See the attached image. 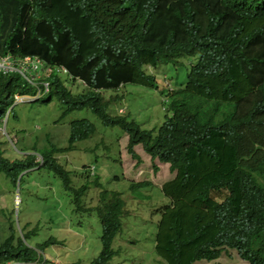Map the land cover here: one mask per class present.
Returning a JSON list of instances; mask_svg holds the SVG:
<instances>
[{"label":"trees","instance_id":"16d2710c","mask_svg":"<svg viewBox=\"0 0 264 264\" xmlns=\"http://www.w3.org/2000/svg\"><path fill=\"white\" fill-rule=\"evenodd\" d=\"M0 54L65 65L86 88L72 93L51 80L45 97L65 106L60 117L87 108L102 125L128 134L127 151L138 163L137 143L151 160L168 163L175 174L160 187L169 204L155 236L156 254L166 264L213 259L224 247L247 264H264V0H0ZM185 55L198 59L156 131L107 112L117 96L104 98L101 89L119 82L153 87L145 67ZM14 75L0 74V120L14 92H34ZM93 132L87 119L72 121L65 147L35 149L39 166L33 153L9 159L0 149V173L13 185L18 178L19 189L30 169H45L70 189L71 175L54 155ZM106 195L98 210L101 248L89 264H107L120 226L123 198L116 191L101 198ZM13 236L0 242V264L34 261L37 251L58 242L48 237L33 248Z\"/></svg>","mask_w":264,"mask_h":264},{"label":"rangeland","instance_id":"374dc122","mask_svg":"<svg viewBox=\"0 0 264 264\" xmlns=\"http://www.w3.org/2000/svg\"><path fill=\"white\" fill-rule=\"evenodd\" d=\"M179 61L175 65L160 63L146 70L165 85L164 75L171 78L173 86L180 88L186 81L190 63L187 58ZM158 90L127 82L116 90H105L102 96L108 98L112 93L117 96L109 102L108 113L125 116L142 129L156 131L171 114L168 104L161 101ZM45 98L12 105L0 120V149L5 157L14 159L23 157L26 151L41 150L50 145L65 147L71 122L85 118L94 125V132L55 156L69 171L72 187L84 184L85 191L77 207L71 191L64 189L57 175L32 168L23 176L15 193L17 203L13 204L16 185L0 173V242L13 234V238H21L26 245L35 248L52 237L58 242L43 249L49 257L56 258L59 264H89L100 250L101 226L93 207L99 204L100 190L116 191L124 199L125 207L122 226L112 241L113 254L107 264H166L154 250V237L158 215L168 203L159 188L161 181L169 179L167 177L172 174L168 165H162L157 176L152 178L153 174L156 175V168H152L148 161L136 167L135 159L126 149L127 134L121 128L102 125L87 108L60 117L65 106L55 96L49 102ZM119 108L123 110L119 111ZM136 148L135 153L146 161L141 145ZM36 160L40 161V156ZM91 165L94 166L92 175L87 170ZM143 178H151L152 185L130 187L131 181ZM94 179L98 185L93 183ZM85 207L92 209H83ZM11 222L14 231L10 229ZM212 261L200 259L192 264H210ZM243 262L235 250L229 248L221 251L218 259V264Z\"/></svg>","mask_w":264,"mask_h":264},{"label":"clouds","instance_id":"9594fccd","mask_svg":"<svg viewBox=\"0 0 264 264\" xmlns=\"http://www.w3.org/2000/svg\"><path fill=\"white\" fill-rule=\"evenodd\" d=\"M25 58H29V59L32 60V62H36V65L35 66H32L30 64V65H27V67H25L23 70L19 69L17 65H19V63H21V62H24ZM180 58H187L188 62L190 63L189 69L187 71V73H188L190 71L191 67L196 63V61L198 59V56L197 55L180 56V57L177 58V60H175V62H170V63H172L173 65H175V63L180 62L179 61ZM170 63H165V64H170ZM153 67H155V66H146L145 67V72L148 73L149 75H151L154 78L155 83H154V86L153 87H155L157 90H158L159 82H161V89L158 90V92L160 94L161 101L169 104L170 96L173 94V92H175L179 88H175L173 86V81H172L171 78H166V76L164 75V78L163 79L166 81V85H165L163 83V81H160V79L156 78V76L154 74H152L150 72H147L146 68H148V70H149L150 68H153ZM11 73H14L15 74L14 76H16L18 79H20V82H21V85L22 86L28 87V88L34 90V92L33 93H18V92H14L12 94V98H13L12 104L7 108L5 114L8 113V111H10V108L12 107V105L14 103L16 104V103H21V102H31L32 100H36L38 98L47 96V94L49 92V89H50L51 80L54 79V78L56 79V81H58L60 84H62L66 89H68L72 93L80 92L83 88H86V85H85L84 80L81 77H79L78 75L73 74L65 65L60 64V63H50V62H48V61L40 58L38 55H27V56L20 57L19 59H15L13 56H10V55H7V54L6 55L0 54V74L6 75V74H11ZM187 73H186V75H187ZM45 82H46V84H45ZM122 84H123L122 82H119L116 87H114L112 89H108V90H116L120 86H122ZM184 85H185V83H184ZM184 85L182 87H184ZM182 87H180V88H182ZM93 90L96 91V92L99 91V90H97L95 88ZM104 91L105 90L101 89L100 90V93H104ZM112 95H116V94H113L112 93ZM45 101L46 102H49L50 100L48 101L45 98ZM118 110L119 111H122L123 108H119ZM70 127H71V124H70ZM127 140H128V134H127ZM138 144H140V143H137V144H135L133 146L134 151L137 149L136 147L138 146ZM141 147L143 149V146L142 145H141ZM126 149H127V143H126ZM28 153L35 154V160H36V157H39L40 156V161L36 160L38 162V165L37 166H39L40 163H41V161H42V157H41L40 153H38L37 151H32V152L26 151L25 152V154H28ZM145 153H146L145 156H147V160L146 161L139 154H137V155L140 158V163L137 162V159L132 158V157L131 158L132 159H135V163H137L136 164V167H141L144 163H146L148 161L151 164V167L152 168H154V167L156 168V170L154 171V173L156 175L153 174L151 176L152 178H155L157 176V174L160 172V170L162 168V165L164 167L165 164L168 165V163L167 162L159 161L157 158H154L153 160H151L150 155L147 152H145ZM57 154L58 153H56L54 155V157ZM152 163L155 164L154 167L152 166ZM34 168H36V167H34ZM87 170H88V174L92 175L94 173V166L93 165L88 166ZM168 170H169V168H168ZM169 172L172 173V174H170V177H167V178H169L167 180H170L171 178H173V176L175 174L174 172H171L170 170H169ZM18 180L19 179L16 178V181H15L16 188H15L14 196H15L16 190L18 188ZM167 180L161 181V183H160L159 186L161 187L162 184L164 182H166ZM137 181H146L147 183L144 184V185H147V184L152 185L151 178H147V179L146 178H143V180H139L138 179V180H136V182ZM9 182H11V181L9 180ZM93 183L96 184V185H98L97 179H94L93 180ZM85 187L86 186L83 184V185L79 186L78 188L71 187L70 189H66L68 191H71V196H72V199H73V203L76 204L77 207H79L80 199H81L82 194L85 191ZM132 188H135V187L132 186ZM78 190H80V191H79V193L77 195L78 203H76L73 194H75V191H78ZM102 192L108 193L110 191L100 190L99 191V197H98L99 204L93 207V209H95L96 212H97V216H98V219H99V222H100V226H101V221H100V218H99L98 210L99 209H102L104 207V205L110 199V198L107 197V195H106V197L104 199H102L101 198V193ZM214 193L215 192H213L212 194H214ZM163 196L166 197L164 194H163ZM136 197L137 198H140L139 196H136ZM166 199H167V202L168 203L165 206H167L169 204V199L167 197H166ZM123 201H124V199H123ZM15 203H17L16 196H15V199H14L13 204H15ZM124 207H125V201H124V206L122 207V212H121V214L119 216L120 226L117 229V231L114 233L113 238H112V241H113V239L115 237V234L117 235V233L119 232V230H120V228L122 226V220H121V218H122V213H123ZM163 208H162L160 214L158 215L159 218H158L157 223H156L155 236H156V232H157L158 222H159V220L161 218V215H162V212H163ZM83 209H92V208L85 207ZM101 233H102V226H101ZM154 239H155V237H154ZM100 248H101V242H100ZM225 248L226 247H224L221 251H223ZM229 249H233V248H229ZM154 250H155V243H154ZM234 250L236 252V255L241 259V261H244L243 264H247L248 260L241 258L239 256V253L237 252V250L236 249H234ZM221 251H220L219 255L217 257L213 258V259H207V258H200V259L213 260L212 263H210V264H218V259L221 257ZM37 252L38 253H37V256H36V260H34V261H28V262H24V261L23 262H19V261H8V262H6V264H37V263H43V261L45 263L49 262L51 264H54V262L55 263H58L57 259H54L53 257H49L44 251L43 252L37 251ZM39 257H40L41 260L39 259ZM200 259L199 258L194 259V261H192L191 264L193 262L197 261V260H200Z\"/></svg>","mask_w":264,"mask_h":264},{"label":"built area","instance_id":"2783aa9c","mask_svg":"<svg viewBox=\"0 0 264 264\" xmlns=\"http://www.w3.org/2000/svg\"><path fill=\"white\" fill-rule=\"evenodd\" d=\"M30 64L32 66H35L36 62H32L31 59L25 58L24 62L19 63V65H17V66H18L19 69L23 70L25 67H27V65H30ZM45 84H46V82H45Z\"/></svg>","mask_w":264,"mask_h":264}]
</instances>
